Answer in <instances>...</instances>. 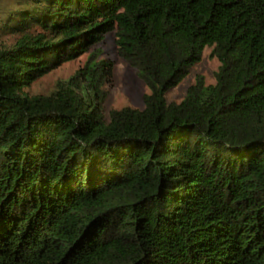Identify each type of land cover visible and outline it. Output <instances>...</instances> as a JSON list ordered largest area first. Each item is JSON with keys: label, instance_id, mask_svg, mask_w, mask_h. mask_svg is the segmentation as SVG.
Wrapping results in <instances>:
<instances>
[{"label": "trees", "instance_id": "16d2710c", "mask_svg": "<svg viewBox=\"0 0 264 264\" xmlns=\"http://www.w3.org/2000/svg\"><path fill=\"white\" fill-rule=\"evenodd\" d=\"M0 16V264H264V0H17ZM114 30L148 84L105 113ZM186 96L166 91L200 60Z\"/></svg>", "mask_w": 264, "mask_h": 264}, {"label": "rangeland", "instance_id": "374dc122", "mask_svg": "<svg viewBox=\"0 0 264 264\" xmlns=\"http://www.w3.org/2000/svg\"><path fill=\"white\" fill-rule=\"evenodd\" d=\"M17 0H0V16L4 14L9 7L17 6ZM16 35L11 32L0 34V44H11L16 39ZM101 47L102 57H109L113 61L110 73V80L107 83L108 98L105 102V113L108 115L110 108H118L125 105L133 107L145 106V93L150 91L148 84L139 75H136L130 63L121 56L116 48L115 31L111 30L105 33V38L91 44L87 49L81 51L75 58L64 61L57 68L42 75L35 82L28 85L31 93L50 92L55 89L58 81L68 79L83 65L92 51ZM212 48L207 46L202 51V56L189 70V72L177 83L166 91L168 101L178 102L186 96L189 86L195 82L197 73L205 75L206 83H213L217 79L216 71L219 68L220 60L211 53ZM109 116V115H108Z\"/></svg>", "mask_w": 264, "mask_h": 264}]
</instances>
